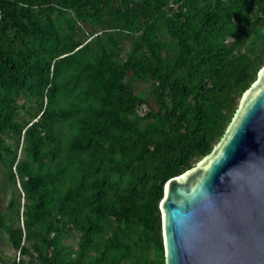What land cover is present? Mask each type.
<instances>
[{
  "label": "trees",
  "instance_id": "obj_1",
  "mask_svg": "<svg viewBox=\"0 0 264 264\" xmlns=\"http://www.w3.org/2000/svg\"><path fill=\"white\" fill-rule=\"evenodd\" d=\"M263 67L264 0H0V264H165L164 186Z\"/></svg>",
  "mask_w": 264,
  "mask_h": 264
},
{
  "label": "water",
  "instance_id": "obj_2",
  "mask_svg": "<svg viewBox=\"0 0 264 264\" xmlns=\"http://www.w3.org/2000/svg\"><path fill=\"white\" fill-rule=\"evenodd\" d=\"M221 140L160 202L165 264H264V67Z\"/></svg>",
  "mask_w": 264,
  "mask_h": 264
},
{
  "label": "rangeland",
  "instance_id": "obj_3",
  "mask_svg": "<svg viewBox=\"0 0 264 264\" xmlns=\"http://www.w3.org/2000/svg\"><path fill=\"white\" fill-rule=\"evenodd\" d=\"M243 97L244 96L242 95V97H241V99L239 101V105H240ZM0 258H2L5 262H9V261H11L13 259H18V258H23L24 259L23 256L22 257L19 256V254L16 251H14L12 249V247L10 245H8L7 243H5V242H0Z\"/></svg>",
  "mask_w": 264,
  "mask_h": 264
},
{
  "label": "clouds",
  "instance_id": "obj_4",
  "mask_svg": "<svg viewBox=\"0 0 264 264\" xmlns=\"http://www.w3.org/2000/svg\"><path fill=\"white\" fill-rule=\"evenodd\" d=\"M21 143H24L23 138L21 137ZM24 146V145H23ZM17 186L20 188V184L18 183Z\"/></svg>",
  "mask_w": 264,
  "mask_h": 264
}]
</instances>
